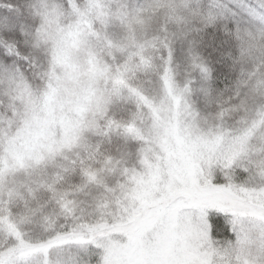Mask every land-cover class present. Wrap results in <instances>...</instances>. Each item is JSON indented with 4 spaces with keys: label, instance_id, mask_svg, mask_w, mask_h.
Segmentation results:
<instances>
[{
    "label": "snow or ice",
    "instance_id": "1",
    "mask_svg": "<svg viewBox=\"0 0 264 264\" xmlns=\"http://www.w3.org/2000/svg\"><path fill=\"white\" fill-rule=\"evenodd\" d=\"M0 264H264V0H0Z\"/></svg>",
    "mask_w": 264,
    "mask_h": 264
}]
</instances>
